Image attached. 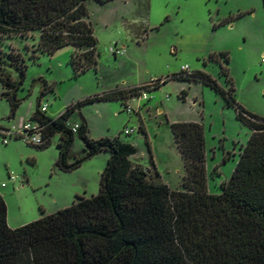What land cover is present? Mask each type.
Segmentation results:
<instances>
[{"label": "rangeland", "instance_id": "374dc122", "mask_svg": "<svg viewBox=\"0 0 264 264\" xmlns=\"http://www.w3.org/2000/svg\"><path fill=\"white\" fill-rule=\"evenodd\" d=\"M85 7L97 42V64L78 76L69 65L74 51L71 46L31 60L30 56L37 55L38 32L24 39L0 40L4 60L8 62L7 56L13 52L19 54L24 66V78L16 91L21 103L12 118L8 119L7 101L0 99V195L11 224L22 212L40 215L41 207L50 203L48 195L53 187L62 184L83 183L85 189L76 194L96 196L106 162L103 155L108 156L99 153L76 170L63 173L55 167L58 134L43 150L19 138L2 143V132L15 131L30 119L43 90L40 80L47 88L39 104L45 103V116L55 119L84 99L170 79L187 66L191 72L210 76L221 90L227 91L231 84L234 100L264 119V0H112L104 4L87 0ZM116 50L121 55L115 54ZM213 54H224L226 63L223 57L218 63L210 61ZM220 66L226 68L227 77L221 74ZM4 72L17 81L14 65L7 63ZM144 94V99L125 101L130 113L120 101H98L75 109L68 122L84 119L90 139L118 138L132 145V163L172 190L180 189L184 171L170 124L199 123L203 127L207 191L218 194L220 183L229 179L236 165L249 129L235 119L234 110L225 106L213 89L201 82L170 79ZM124 129L131 132L124 135ZM81 149V141L75 138L70 156L80 157ZM11 176L16 180L11 181ZM70 198H74L71 192Z\"/></svg>", "mask_w": 264, "mask_h": 264}, {"label": "trees", "instance_id": "16d2710c", "mask_svg": "<svg viewBox=\"0 0 264 264\" xmlns=\"http://www.w3.org/2000/svg\"><path fill=\"white\" fill-rule=\"evenodd\" d=\"M86 1L0 0V40L24 39L38 32L37 55L30 56L31 60L71 46L74 51L69 65L78 76L97 64V42ZM94 1L104 4L112 0ZM222 57L226 63L224 54H213L209 60L218 63ZM7 60L0 51V99L8 103L9 119L21 103L16 91L24 78V66L19 54L12 52ZM7 63L14 65L17 81L4 72ZM220 72L227 77L226 68L220 66ZM170 79L197 81L213 89L250 131L218 194L207 191L203 127L199 123L170 124L184 171L178 190L153 180L133 164L132 145L118 138L90 139L82 118L76 133L66 126L73 111L84 104L120 101L124 107L125 101L141 92L155 91ZM170 79L84 99L55 119L39 112L47 88L40 80L43 90L30 119L44 125L43 142L32 147L43 150L58 134L55 167L63 173L76 170L99 153L105 152L108 158L99 174L96 196H75L68 207L49 215L40 211L37 220L23 226H7L6 206L0 195V264H264V119L234 100L231 84L227 91L221 90L203 72L186 75L180 71ZM138 130L143 132L141 127ZM75 138L82 144L80 157L70 156ZM154 174L158 178L155 170Z\"/></svg>", "mask_w": 264, "mask_h": 264}, {"label": "built area", "instance_id": "2783aa9c", "mask_svg": "<svg viewBox=\"0 0 264 264\" xmlns=\"http://www.w3.org/2000/svg\"><path fill=\"white\" fill-rule=\"evenodd\" d=\"M121 51L116 50L115 54L117 55H121ZM263 61V59H262ZM181 72L185 73L186 75H190L192 72L189 71V68L187 66H183L181 68ZM138 97H141L142 99H144L146 96L144 94V92H141L140 95ZM137 97V98H138ZM124 111L127 113L132 112V110L130 109L129 106L125 105L124 107ZM47 111V105L44 104H40L39 105V112L40 113H46ZM66 126L68 127V129L74 134L77 132L78 128H79V123H66ZM43 130H44V125H41V123L36 122L35 120H31L29 119L26 123H23L22 126H20V128H18L15 131H4L2 132V143L4 145L7 144V140L8 138H14V139H21L24 143L28 144V145H32V146H38L42 144V140H43ZM131 132V130L128 129H124L123 130V134L124 135H128ZM11 181L16 180V178L14 177H10Z\"/></svg>", "mask_w": 264, "mask_h": 264}, {"label": "crops", "instance_id": "0c3cea01", "mask_svg": "<svg viewBox=\"0 0 264 264\" xmlns=\"http://www.w3.org/2000/svg\"><path fill=\"white\" fill-rule=\"evenodd\" d=\"M0 87H1V85H0ZM103 156L105 158V159H103V161L107 160L108 156L107 155H103ZM131 158H130V160H131ZM27 183H28V180H27ZM29 185H28V187H30ZM85 187H86V185H83V183L80 186L72 185V186L66 187L65 184H62V185H59V187H56V188L53 187L52 192L49 193V195H48L50 203L47 205V207H44V206L41 207V210H42L41 212H43V214H45V215H49V214L55 213L58 210H61L63 208L68 207L74 199V198L68 199V193L71 192L74 195V197L79 196L80 194H76V193L84 190ZM7 217L8 216H6L7 226L11 229H14V228L23 226L32 220L38 219L40 217V215L39 214H38V216H34L32 214L31 215H28V214L25 215V213L22 212L20 215V219L17 218V220L12 222V224L8 221Z\"/></svg>", "mask_w": 264, "mask_h": 264}]
</instances>
